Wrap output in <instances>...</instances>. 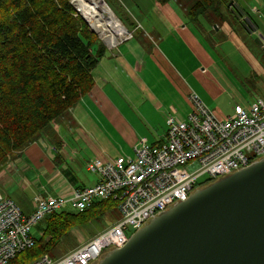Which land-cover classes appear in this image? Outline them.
Here are the masks:
<instances>
[{
  "label": "crops",
  "instance_id": "obj_1",
  "mask_svg": "<svg viewBox=\"0 0 264 264\" xmlns=\"http://www.w3.org/2000/svg\"><path fill=\"white\" fill-rule=\"evenodd\" d=\"M172 1L113 0L119 20L113 17L127 25L131 39L106 46L91 69V90L0 166V194L23 214L34 210L35 197L67 198L95 185L87 162L164 142L167 115L185 120L189 95L198 89L212 95L205 98L210 105L223 92L233 108L264 98V0H229L217 26L201 16L190 23Z\"/></svg>",
  "mask_w": 264,
  "mask_h": 264
},
{
  "label": "built area",
  "instance_id": "obj_2",
  "mask_svg": "<svg viewBox=\"0 0 264 264\" xmlns=\"http://www.w3.org/2000/svg\"><path fill=\"white\" fill-rule=\"evenodd\" d=\"M131 36L125 30L119 42L110 45L101 38L113 48ZM189 102L192 111L185 120L166 117V138L161 144L142 143L134 147L131 157L87 162L86 169L98 177L91 187L76 189L67 198L35 197L34 210L28 215L0 194V264H8L32 247L31 228L47 215L66 207L82 212L96 201L113 199L120 216L110 228L60 259L43 255L29 263L96 264L106 250L122 248L133 233L186 200L206 180L215 181L264 157V98L248 107H234L224 119L216 117L195 93H190Z\"/></svg>",
  "mask_w": 264,
  "mask_h": 264
},
{
  "label": "trees",
  "instance_id": "obj_3",
  "mask_svg": "<svg viewBox=\"0 0 264 264\" xmlns=\"http://www.w3.org/2000/svg\"><path fill=\"white\" fill-rule=\"evenodd\" d=\"M170 1L155 0L160 6ZM228 1L198 0L186 10L187 19L211 18L217 26L225 20L220 7ZM104 52L71 0H0V166L91 90V69ZM104 205L117 207L108 199L82 212L64 209L47 215L41 237H33L32 247L8 264H29L54 250L77 216Z\"/></svg>",
  "mask_w": 264,
  "mask_h": 264
},
{
  "label": "water",
  "instance_id": "obj_4",
  "mask_svg": "<svg viewBox=\"0 0 264 264\" xmlns=\"http://www.w3.org/2000/svg\"><path fill=\"white\" fill-rule=\"evenodd\" d=\"M96 264H264V157L194 190Z\"/></svg>",
  "mask_w": 264,
  "mask_h": 264
},
{
  "label": "rangeland",
  "instance_id": "obj_5",
  "mask_svg": "<svg viewBox=\"0 0 264 264\" xmlns=\"http://www.w3.org/2000/svg\"><path fill=\"white\" fill-rule=\"evenodd\" d=\"M103 1L106 4V5L105 4L104 5L108 8L110 13L112 15L114 14L116 16V14H115V12L113 10V7H114L113 6V0H103ZM196 1H198V0H173L172 2L174 3V5H178L181 9L185 10L184 11V15H185V17L187 19V16H186L185 12H186V10H188L190 8V6L192 7L194 2H196ZM73 5H74V2H73ZM258 7L260 8V6H258ZM116 12H118L117 9H116ZM262 13H263V18H264V11H262ZM116 18L119 20V18L117 16H116ZM228 22H229V19H228ZM123 24H122L123 28L126 31H128L127 25L125 23H123ZM218 24H220V23H218ZM230 24H231V21H230ZM263 25H264V22H263ZM232 27H233L234 30H235V28H238L237 25H235V24ZM89 31H91L93 34H95L97 39L99 40V43L104 45V47L106 48L105 43L102 41L103 37L101 38V35L98 32H96L95 30H94L95 32H93V29L91 27H89ZM134 38L135 39L136 38L140 39V37L137 36L136 34L134 35ZM255 39L253 38V39L249 40V44L251 46L255 43L254 42ZM119 40H120V38H117L116 42H119ZM92 48L95 51L97 46L95 45ZM107 49H111V48H107ZM263 59H264V57H263ZM223 64H226V63H223ZM241 64L243 65V63H241ZM226 76L230 77L228 73H226ZM244 85L247 86V85H250V83L246 82V83H244ZM197 93L202 98V100L204 102H206L205 98H207L208 96L212 97L211 94L205 92L203 89H198ZM229 98H230V94L229 93L226 94L225 92H223L222 94H219V95L216 96V100L213 102V104L210 105L207 102H206V104H208L209 108L214 111L215 115L218 118L222 119L226 115H228V114L231 115L233 113V109H234L233 108V104L230 102ZM169 115L174 117V113L173 112H171V114H169ZM169 115H167V116H169ZM176 120H179V119H176ZM54 121L52 123H54ZM131 156H125V157H131ZM66 209L70 210V211H73L69 207H67ZM73 212H75V211H73ZM119 216H120V213H119V211H118L116 206H113V208L111 210V207L107 206V205L98 207L97 209L88 212L84 217L77 216L75 218V220L73 221V223H71L69 229L67 231H65L64 237L59 241L57 246L54 247L55 249L53 248L54 250H52V251L49 250L48 252H45L44 254L48 255L51 260L60 259L67 252L71 251L72 249L74 250L78 246L88 242L89 240L94 238L96 235H98L101 232L105 231L106 229L110 228L114 224V222L119 219ZM81 220H85L87 222L82 225L81 224ZM71 221H72V218H71ZM43 225H44V223L42 224V222L40 221L35 226H33L31 228V235L33 237H36V236H39L41 233H43V231H42L43 230ZM130 233L131 232H128V235H130ZM39 237H41V236H39ZM49 240H50L49 237L48 238H44V242L45 241H49ZM53 243L54 242H52L51 244L53 245ZM108 251H110V249L106 250L105 254Z\"/></svg>",
  "mask_w": 264,
  "mask_h": 264
},
{
  "label": "bare ground",
  "instance_id": "obj_6",
  "mask_svg": "<svg viewBox=\"0 0 264 264\" xmlns=\"http://www.w3.org/2000/svg\"><path fill=\"white\" fill-rule=\"evenodd\" d=\"M74 6L90 27L110 45L125 34L102 0H75Z\"/></svg>",
  "mask_w": 264,
  "mask_h": 264
}]
</instances>
